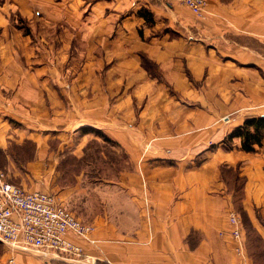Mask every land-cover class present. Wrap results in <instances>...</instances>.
<instances>
[{
	"label": "crops",
	"instance_id": "1",
	"mask_svg": "<svg viewBox=\"0 0 264 264\" xmlns=\"http://www.w3.org/2000/svg\"><path fill=\"white\" fill-rule=\"evenodd\" d=\"M205 1L198 17L176 1L45 0L20 11L26 31L0 4V171L21 172L12 143L34 141L23 173L47 176L62 148L80 157L106 135L131 168L89 175L71 197L100 251L83 245L109 264H264L250 245L235 251L219 175L238 166L264 244V141L224 148L245 117L264 116V0ZM59 263L74 264L0 242V264Z\"/></svg>",
	"mask_w": 264,
	"mask_h": 264
},
{
	"label": "built area",
	"instance_id": "2",
	"mask_svg": "<svg viewBox=\"0 0 264 264\" xmlns=\"http://www.w3.org/2000/svg\"><path fill=\"white\" fill-rule=\"evenodd\" d=\"M162 1L182 3L198 17L204 16L205 0ZM227 218L234 249L239 253L244 249L241 222L232 210ZM94 228L91 221L80 218L54 194L15 184L0 171V242L10 250L36 251L50 259L95 264L101 257L82 243L100 251ZM8 261L11 263L13 258Z\"/></svg>",
	"mask_w": 264,
	"mask_h": 264
},
{
	"label": "rangeland",
	"instance_id": "3",
	"mask_svg": "<svg viewBox=\"0 0 264 264\" xmlns=\"http://www.w3.org/2000/svg\"><path fill=\"white\" fill-rule=\"evenodd\" d=\"M58 0H48L49 7L45 3V0H22V2H14L11 0H0V4L6 2V10L10 12L8 15V18L10 19L11 23H15L18 26L20 25L25 31L28 29V23L29 21L21 15L20 11L26 10H35V11H42L46 7H48V10H54L56 5V2ZM73 0H69V3L71 4ZM67 2V1H66ZM11 4V5H10ZM68 4V2H67ZM35 16V14H34ZM39 16V15H36ZM149 66H153L150 64ZM154 68V67H152ZM32 141V140H31ZM34 141L27 142L23 146H14L16 157L15 161L13 163V166L11 168L15 169H21L20 174H12L7 179L12 181L15 184H18L20 186H23L27 189H33V190H41V191H47L56 197L61 203L64 205H71L67 206L68 208L75 209L76 211L80 212L78 214L81 215V212L83 211V215L87 216L88 211L84 209H80L75 207V205L79 204L78 202H74L72 199L73 193H77L79 191V187L83 186V181L85 180H95L89 175L93 174H99L101 177L99 179H96L98 181L103 180H111L116 181L118 178L116 177V172L120 170V168L128 167L131 168V163L126 164L124 155L119 152L116 147L113 145V143L110 140H107L103 137L102 134L99 133L98 138H91L89 139L85 144V151L82 156L78 157L74 155L70 148L64 147L60 150V158L55 162L53 169L48 170V175L43 176L41 173L30 175V174H24V162L25 158L29 157L30 153H34L36 149V145L34 147ZM58 143L57 138H50V146L52 148H56V145ZM105 155V156H104ZM50 165L52 163H49ZM230 165V164H228ZM52 166V165H51ZM232 168H224L223 173L225 175L226 183L223 181L226 192H229L230 194V205L229 210H232L236 213V215L239 217V220L241 222L242 226V237H245L246 239V246L247 245H255L257 247V253L258 255H262L261 259L264 261V247L259 241L258 233L254 226L250 223V220L247 216V212L243 208L242 201L239 203V193L237 191V188L241 187L242 185V178L237 177V173L235 168L237 165H230ZM220 167V166H219ZM84 171L85 175L83 178H76V174L80 171ZM239 170V168H238ZM220 173V170H219ZM104 175H108L107 177H104ZM220 175V174H219ZM108 178V179H102V178ZM231 190L234 191V197H232ZM64 190L67 192V194L58 195V192ZM83 216V217H85ZM85 217V218H87ZM230 235V230H229ZM194 237H197L196 234H194ZM230 237H232L230 235ZM118 239L111 240V244H118ZM248 243V244H247ZM251 243V244H250ZM39 256H42L38 252L35 251ZM66 262V261H65ZM74 264H91V263H76V262H70ZM95 264H109L108 259L102 258L98 259Z\"/></svg>",
	"mask_w": 264,
	"mask_h": 264
},
{
	"label": "trees",
	"instance_id": "4",
	"mask_svg": "<svg viewBox=\"0 0 264 264\" xmlns=\"http://www.w3.org/2000/svg\"><path fill=\"white\" fill-rule=\"evenodd\" d=\"M140 14L146 16L145 13L140 12ZM147 67L152 71L156 70V68L154 66L148 65ZM152 67H154V68H152ZM103 137L106 138L107 140H110L106 135H103ZM234 137L239 138L240 148L242 150L248 151V152L256 150V146L262 144V142L264 141V116L258 115V116L245 117L240 124L236 125L225 136V140H224V143H225L224 148L225 149H229L231 147V141ZM27 142H32V141L31 140H25L23 143H20V144L12 143L9 145L8 150L10 151L14 160L16 157V153H15L16 151L14 149V146H23ZM34 147H35V143H34ZM224 168H232V166H230L228 164H221L219 167L220 177L222 178L224 183L227 184L226 179H225V175L223 173ZM235 170L237 173L236 176L242 178V185H241V187L237 188V191L240 192L239 193V203H240L242 201V197H243V186H244L245 177L239 173V170L237 167L235 168ZM230 191L232 193V197H234V191L236 192V190L234 189V191H233L230 189ZM259 237L260 236L258 234L257 239L259 241H261V239ZM261 243L264 247V244L262 241H261ZM244 246H246V239L245 238H244ZM250 246L252 247L253 250H257V247L255 245L252 246V244H251ZM59 264H64V263H59Z\"/></svg>",
	"mask_w": 264,
	"mask_h": 264
}]
</instances>
